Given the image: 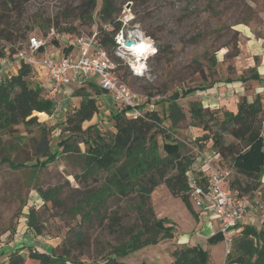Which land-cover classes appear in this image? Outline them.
<instances>
[{"label": "rangeland", "instance_id": "rangeland-1", "mask_svg": "<svg viewBox=\"0 0 264 264\" xmlns=\"http://www.w3.org/2000/svg\"><path fill=\"white\" fill-rule=\"evenodd\" d=\"M89 1L0 0V12L5 15L1 29L5 30L6 36L11 37L22 35L26 28H31L24 40V48H27L30 38L38 37L45 48L40 53H47L49 56L56 48H61L68 54L76 46L77 38L91 36L97 29L96 14L93 23L80 19L88 9ZM101 1L97 0V11ZM113 1L119 10L118 17L122 20L123 27L126 26L128 31L141 30L154 41L158 49L157 54L148 60V72L144 77L134 76L130 67L114 53L110 56L118 65L120 79L137 95V103L143 112L158 111L163 118L169 102L177 92L210 87L178 101L188 119L181 125L176 137L188 151L198 154L197 161L200 162L201 156H207L205 151L208 146L198 141L202 131L190 125V103L203 101L205 105L212 107L216 105L215 101L219 104L221 101H228L226 98L237 88H243L242 91L249 100H253L258 92H264V0ZM57 25L62 28L76 25L80 35L70 37L61 34L57 31ZM0 46H6L7 49L12 47L6 41H0ZM15 48H19V45ZM17 61L16 57H6L0 64V70L10 63L12 66L4 70H12L9 74L16 72L14 68L19 66ZM256 75L260 79H253ZM227 80L232 82L226 83ZM65 89L66 87L58 94V108L53 116L34 114L45 125L53 144L64 136L62 123L67 113L79 102L78 98L70 101L69 97H65ZM73 89L72 97H77L79 90H82V94L99 96L101 93L98 87L90 85ZM207 97L214 101H207ZM113 103L110 101V108L107 110L104 99L99 100V113L91 121L85 122L83 127L88 128L99 122L103 132L114 131L109 122L112 110H116ZM111 107L114 108L111 110ZM19 129L17 138L1 136L0 164L2 158L10 156L11 152L4 150L3 146L7 144L8 147L13 142L19 144L10 156L13 160L35 157V146L42 134L40 129L27 131L23 126H19ZM80 147L85 150L83 144ZM228 170L230 175L227 181L252 182L236 170ZM81 171L82 168L76 162L69 163L68 159L62 157L44 170H13L7 164L1 165L0 252L19 246H26L22 247L24 254L29 252V248L46 253H52L54 249L58 253L66 250L74 260L100 264L101 257L119 239L110 233L107 218L118 211L125 226L138 225L139 220L132 202L118 198L110 199L100 214L91 219L88 217L84 220L81 215H76L73 208L79 198L99 188L100 184L93 181V178L78 183L74 174ZM104 176L101 173L99 179ZM261 177L264 179V170ZM40 192H49L54 199L45 200ZM248 199L252 207L251 211L248 209V213L258 218L257 227L260 228L264 192L252 193L248 195ZM151 205L156 216L168 219L175 229L167 237L160 236L162 239L158 244H164L143 248L148 249L144 253H138L141 260L144 258L149 264H172L175 243L185 242L188 247L202 248L205 261L200 264H225L226 244L223 238L217 237V233L208 239L207 236L210 235L201 232L202 222L197 219V215L202 213V209L194 200H191V207H188L180 198L172 196L165 185H161L153 191ZM33 210L42 227L40 235H36L28 224ZM254 210L257 212H253ZM79 234L82 235L81 243H78ZM5 256L0 255V264H3ZM124 258L126 257H121V260Z\"/></svg>", "mask_w": 264, "mask_h": 264}, {"label": "trees", "instance_id": "trees-1", "mask_svg": "<svg viewBox=\"0 0 264 264\" xmlns=\"http://www.w3.org/2000/svg\"><path fill=\"white\" fill-rule=\"evenodd\" d=\"M97 5V0H90L88 9L80 19L93 23L95 14L97 15L96 44L109 56H113L115 36L123 28V22L118 17L119 10L113 0H102L98 11ZM4 17V13L0 12V41L10 43L12 47L7 49L6 46H0V64L6 57L15 58L17 52L24 48L26 35L31 32V28H26L22 35L6 36L5 30L1 29ZM56 28L59 33L70 37L80 35L76 25L66 28L57 25ZM16 45L19 48H15ZM44 49L41 47L40 52ZM34 73L35 68L21 62L15 74L0 79V142L3 135L17 138L19 126L27 131L39 128L42 133L35 146L34 158L13 160L10 156L19 144L13 142L8 147L7 144L3 146L4 150L11 152L10 156L2 158L0 167L7 164L13 170H44L60 157L68 159L69 163L76 162L82 168L81 172L74 174L78 183H83L88 178L100 183L99 188L80 197L73 208V212L81 215L84 220L99 215L112 198L132 202L139 224L125 226L118 211L107 218L110 233L119 239L99 262L127 264L121 261V257L158 244L175 229L168 219L156 216L151 205L153 191L165 185L172 196L180 198L191 207V175L200 186L205 187L207 184V167L197 164L198 154L188 151L176 137V133L188 119L178 101L210 87L177 92L169 102L163 118L154 110H146L141 116L133 117L127 115L128 109H117L109 118L114 129L109 132H103L99 122L88 128L83 127L85 122L91 121L99 113V105L93 95L82 94V90H79L78 104L67 113L62 123L64 136L53 144L45 125L34 114L53 116L58 106L46 97L42 86L32 84ZM253 79H260V76L256 75ZM228 82L232 81L227 80L226 83ZM189 113L190 125L202 131L198 141L214 151V162L252 180L246 183L236 180L231 190H237L240 196L258 190L264 170V92L257 93L253 100H249L246 95L241 96L236 113L225 108H205L201 101H192ZM80 144L85 146V150H82ZM196 165L200 172L195 173ZM101 173L105 176L99 179ZM40 195L45 200L54 199L49 192H40ZM200 215H197V219ZM28 224L36 235L42 234V227L34 210L30 212ZM261 224L260 228L246 223L240 225L241 230L234 239L225 264H264V218ZM161 235L164 236L160 239ZM217 237L223 238L220 233ZM81 239L82 235L79 234L78 243H81ZM22 247L26 246L0 252V255H6L2 263L87 264L74 260L66 250L58 253L54 249L52 253H46L29 248V252L24 254ZM173 257L174 264H200L205 261V253L199 246L178 247L173 252Z\"/></svg>", "mask_w": 264, "mask_h": 264}, {"label": "built area", "instance_id": "built-area-1", "mask_svg": "<svg viewBox=\"0 0 264 264\" xmlns=\"http://www.w3.org/2000/svg\"><path fill=\"white\" fill-rule=\"evenodd\" d=\"M131 41L134 44L126 46V43ZM115 44L116 57L130 67L134 76L144 77L148 72V60L158 52L154 41L145 36L141 30L128 31L124 26L116 34ZM43 46L44 43L38 37H32L27 48L19 50L15 57L19 65L23 62L35 69L42 67L47 70L48 82L44 89L49 100L57 102L59 92L73 81L81 87L95 80L112 99L116 108L128 109V116L142 115L143 109L137 103V95L118 76L117 63L105 50L97 46L96 33L88 37L77 38L76 51L63 57L42 58L40 49ZM11 66L7 63L0 72H4V69ZM199 161L207 167V184L205 187L200 186L191 175L190 199L194 200L203 211L211 212L219 220L220 234L226 244L227 257L232 251L234 239L239 235V227L246 219L250 204L246 196H240L238 192L223 188L230 171L218 166L214 162V157L201 156Z\"/></svg>", "mask_w": 264, "mask_h": 264}, {"label": "crops", "instance_id": "crops-1", "mask_svg": "<svg viewBox=\"0 0 264 264\" xmlns=\"http://www.w3.org/2000/svg\"><path fill=\"white\" fill-rule=\"evenodd\" d=\"M75 49H76V47L74 46V48L69 52V51H67V52H69V53H74L75 52ZM68 53V54H69ZM40 54H45V53H40ZM47 54V53H46ZM45 54V55H46ZM66 52H64L63 51V49H61V48H56L55 49V51H53V52H51V55H49V56H61V57H63V56H66V55H68ZM41 56L42 58H44V57H48L47 55L46 56ZM2 63V62H1ZM16 70V72H17V69H15ZM12 70H6V71H4V72H0V74H1V76H0V79L2 78V79H4V78H7V77H10V76H12L13 74H15L16 72H14V73H12V74H9L10 72H11ZM31 81L33 82V85H39V86H42L43 88L45 87V85L47 84V70L45 69V68H36L35 69V73L33 74V77L31 78ZM75 81H73L68 87H66V89L65 90H63V94H65V97H69L68 99H70V101L71 100H75L76 98H78V100H80V97H72L73 96V93H74V89L73 88H75V87H79L77 84H76V82L74 83ZM77 85V86H72V85ZM86 85H90V86H96V87H98L99 89H100V95L98 96L97 94H95V95H93V94H91V95H93L96 99H97V102H98V105H100L99 104V100H101V99H104V101H105V109H109L110 107H109V103H110V101H112L111 100V98L100 88V86L98 85V83L95 81V80H91V81H89L88 83H86L84 86H86ZM81 87H83V86H81ZM238 90H233L234 92L232 93V95H229V97H227L226 99L228 100V101H221L222 103L221 104H219L218 102H216L215 101V103H216V105H214V106H212V107H209V106H207V105H205V103L202 101V103L204 104V106L205 107H209V108H211V109H213V108H225L226 110H229V111H231V112H234V113H236L237 112V109H238V102H239V99L241 98V96H243V95H246V94H244V92L242 91V90H244L243 88H237ZM239 91V92H238ZM261 92V91H260ZM260 92H258V93H260ZM207 101H209V102H213L214 100L212 99L211 100V98L210 97H207ZM250 100H252V99H250ZM114 104V103H113ZM112 108H114V107H111V110H112ZM99 109H100V107H99ZM116 110H117V108H115ZM106 110V112H108ZM113 112H114V110H112ZM205 155H207V156H211L212 158L214 157V155H215V153H214V151H211V150H209V149H207L206 151H205ZM197 164L198 165H200L201 163L200 162H198L197 161ZM198 165H196V166H194V170H195V173H197V172H200L201 170L198 168L199 166ZM194 173V174H195ZM238 179V178H237ZM261 180H260V182H262V184H261V186L258 188V190H256V191H253L252 193H258L259 191H262V192H264V179L261 177L260 178ZM236 180V179H235ZM237 181H239V182H241L240 180H237ZM232 182L231 181H226L224 184H223V188L224 189H226V190H228V191H231V192H238L237 190H231L232 189V184H231ZM239 193V192H238ZM252 193H250V194H252ZM250 194H248V195H250ZM248 195H246V197L248 198ZM248 201H249V199H248ZM249 204H250V207H249V209H250V211L252 210V207H251V202L249 201ZM264 204H262V206H263ZM253 212H257V211H253ZM264 216V207H263V211H262V214H261V218ZM199 221H200V223L202 222V225H201V227H202V231L201 232H204L206 235L207 234H209L210 236H207V238L209 239V237H211V236H214L213 234H215V233H217V234H219L220 233V222H219V220L211 213V212H205V211H203L202 210V213H201V215L199 216ZM257 219L258 218H256V217H254V216H252L251 214H249L248 212H247V216H246V219H245V221L243 222V223H246V224H249V225H254V226H257ZM241 230V229H240ZM188 240V239H187ZM189 242V241H188ZM185 243V242H184ZM181 244V243H175V245H174V250H173V252L178 248V247H182V246H187V245H185V244ZM161 244H164V242L163 243H160V244H157V245H161ZM148 248H146V250H147ZM146 250H144V249H141V250H139V251H137V252H135V253H132V254H130V255H128V256H126V258H124V259H122L121 261L122 262H125V263H127V264H141V263H146V264H149V263H147V261H146V259H142L141 260V256L138 254V253H144ZM174 261H175V259H173V261H172V264H174Z\"/></svg>", "mask_w": 264, "mask_h": 264}, {"label": "water", "instance_id": "water-1", "mask_svg": "<svg viewBox=\"0 0 264 264\" xmlns=\"http://www.w3.org/2000/svg\"><path fill=\"white\" fill-rule=\"evenodd\" d=\"M133 44H134L133 41H131V42H127V43H126V46H131V45H133Z\"/></svg>", "mask_w": 264, "mask_h": 264}]
</instances>
